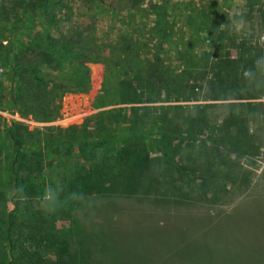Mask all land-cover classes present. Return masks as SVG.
<instances>
[{"label": "rangeland", "instance_id": "374dc122", "mask_svg": "<svg viewBox=\"0 0 264 264\" xmlns=\"http://www.w3.org/2000/svg\"><path fill=\"white\" fill-rule=\"evenodd\" d=\"M152 1L157 8L147 21L154 25L163 0ZM194 5L165 9L169 25L157 34L174 44L168 51L175 60H165L168 70L156 73L162 82L144 86L135 103L121 96L127 76L106 73L99 61L89 64L90 90L66 94L56 121L22 118L0 99L8 125L61 128L52 139L61 144L91 116L120 113L139 118L130 126L162 150L134 163L110 156L109 148L98 154L102 192L49 216L52 237L64 242L51 247L59 264H264V0ZM213 94L221 97L209 99ZM51 170L48 181L56 184ZM6 199L12 210L14 191ZM47 251L39 250L40 264H56Z\"/></svg>", "mask_w": 264, "mask_h": 264}, {"label": "trees", "instance_id": "16d2710c", "mask_svg": "<svg viewBox=\"0 0 264 264\" xmlns=\"http://www.w3.org/2000/svg\"><path fill=\"white\" fill-rule=\"evenodd\" d=\"M186 1L163 0L161 14L152 25L147 21L157 8L152 0H0V99L22 118L56 121L66 94L90 90L89 64L99 61L106 73L121 69L127 76L121 96L126 103L137 102L144 86L155 88L156 82H162L156 73L168 70L165 60L173 58L168 49L174 44L165 34H157L158 27L169 25L165 9L179 2L197 6L203 0ZM206 1L214 7L219 3ZM213 26L221 27L220 17ZM135 119L139 118L120 113L107 118L100 112L75 126L79 133L65 145L52 140L61 128L29 130L15 120L8 125L0 116V264H40L42 248L55 257L56 264L61 263L60 252L51 247L64 242L52 237L54 221L49 216L62 214L83 196L102 192L99 178L104 172L98 154H107L109 148L110 156L126 163L143 161L154 148L162 151L149 144L147 132L133 130L131 126L138 125ZM145 139L148 143H143ZM72 145L78 147V155ZM77 157L84 164L79 165ZM49 158L56 162L45 164ZM47 169H52L58 183L48 181ZM10 190L14 191L12 210L6 199Z\"/></svg>", "mask_w": 264, "mask_h": 264}]
</instances>
